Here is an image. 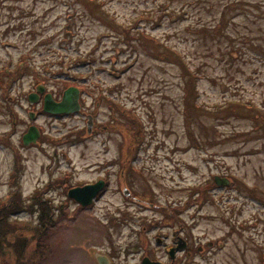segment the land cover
Here are the masks:
<instances>
[{"label": "rangeland", "instance_id": "374dc122", "mask_svg": "<svg viewBox=\"0 0 264 264\" xmlns=\"http://www.w3.org/2000/svg\"><path fill=\"white\" fill-rule=\"evenodd\" d=\"M96 1L102 9L0 0V207L20 194V218L37 224L39 206L30 207L43 191L56 208L43 252L34 240L24 262L264 264V136L254 121L215 111L235 102L264 112V0ZM189 85L203 108L192 119ZM38 86L57 100L78 88L81 110L45 113L44 95L28 100ZM31 126L40 137L24 146ZM99 179L106 185L91 206L67 196ZM177 235L190 249L172 262ZM14 252L0 264H16Z\"/></svg>", "mask_w": 264, "mask_h": 264}, {"label": "trees", "instance_id": "16d2710c", "mask_svg": "<svg viewBox=\"0 0 264 264\" xmlns=\"http://www.w3.org/2000/svg\"><path fill=\"white\" fill-rule=\"evenodd\" d=\"M87 1L90 4L95 5L99 9H102V4L98 3L96 0H87ZM221 23L222 22H220L218 25L214 27L215 31H218L220 29ZM201 30L206 32L208 31V28L204 26ZM141 37L148 39V40L155 41L153 38L149 36L148 33H145V32L141 33ZM155 43L158 44L159 42L155 41ZM174 52L176 53V56L180 57L179 52L177 51H174ZM162 55L167 56L166 53H162ZM21 68H22V63L21 65L18 66V73ZM35 76L37 75L35 74ZM37 78L39 81L44 82L43 78L39 76H37ZM73 83H78V82H73ZM191 88L192 87L190 85L186 87L187 95L184 98V101L186 104L185 105V115L186 117H189L190 119H192L194 115L197 114L198 110L203 112V108L200 105H198L196 101H193V100L190 101V99L193 98L192 91L195 92V90ZM195 95H196V92H195ZM219 106L220 107L215 109V111L218 112L216 116L217 118L221 116L227 118L228 116H231V115L238 116V117H245L255 122V126H254L255 129H253V131L263 134V135H260L259 137L264 136V112L261 110V108L256 107L254 104H251V103H248V104L239 103L238 104L235 102H230L229 104L219 105ZM221 110H223V112H221ZM126 126L128 128L130 127L131 130L136 131V137L139 138L138 141H141L142 139L144 140V135H143L142 130L139 129V127L136 126L135 123L126 124ZM79 135H81L80 137L83 138L82 134H79ZM1 141L2 139L0 138V142ZM4 142L5 144H9L8 137L5 138ZM132 170L138 173V175L142 174L137 169L133 168ZM70 187L71 185H69L68 188ZM42 194H43V191H39L38 193L35 194L34 196L35 204H33L30 207L32 211L36 207L35 205L39 206L40 214H39V220L37 224H33L30 221H25L22 218H20L19 213L24 212L23 211L24 209H22V207L25 205L24 202L22 201L23 200L22 195L19 194L18 196H12L9 201L3 202V207H0V210L5 211L6 209L10 207L12 208L14 207V212H9L7 216H5V214L3 216H0V256L6 255L8 249L13 248L15 251L14 255H16V264H36L35 262L31 263L30 260H28L27 262H24V260H27L25 256L26 254H28L29 246H31L34 240H37V243H38L37 252L42 253L44 247L46 246L42 244V240L46 234L47 229L50 228V226L56 221L55 220L56 219L55 218L56 208L53 202L51 201V199L44 197V195L42 196ZM13 215L14 216L16 215L17 217L14 218ZM2 224L7 230L2 228ZM29 231L33 232L34 234L33 237H28L26 235V233ZM12 236H13V243L11 242Z\"/></svg>", "mask_w": 264, "mask_h": 264}, {"label": "water", "instance_id": "95a60500", "mask_svg": "<svg viewBox=\"0 0 264 264\" xmlns=\"http://www.w3.org/2000/svg\"><path fill=\"white\" fill-rule=\"evenodd\" d=\"M45 88L43 86H38L35 93L29 95V101L31 104L36 103L39 100V95L44 94ZM43 111L52 115H62V114H71L80 111L79 104V91L75 88H69L63 93L62 99L60 102H56L51 94H46L44 97V108ZM30 118L33 119L34 115H30ZM93 126L92 117L88 118V129ZM40 134L36 127L32 126L29 128L28 132L23 136L24 146H29L30 144H36L39 139ZM216 182L219 185H227V180L216 178ZM104 182L99 181L96 184L86 185L83 187H76L68 192V197L73 199L81 206L86 207L90 206L97 195L102 191ZM186 245H179L177 250H183ZM171 257H174L175 250L170 252ZM99 264H109L106 258L99 257ZM141 264H161L159 262H153L149 258H144Z\"/></svg>", "mask_w": 264, "mask_h": 264}, {"label": "flooded vegetation", "instance_id": "af4514ba", "mask_svg": "<svg viewBox=\"0 0 264 264\" xmlns=\"http://www.w3.org/2000/svg\"><path fill=\"white\" fill-rule=\"evenodd\" d=\"M174 241H175V238H174Z\"/></svg>", "mask_w": 264, "mask_h": 264}]
</instances>
